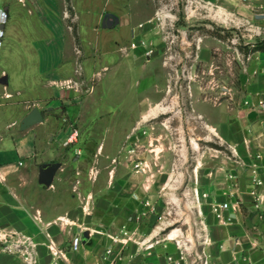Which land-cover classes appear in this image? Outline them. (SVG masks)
Here are the masks:
<instances>
[{
	"label": "rangeland",
	"instance_id": "1",
	"mask_svg": "<svg viewBox=\"0 0 264 264\" xmlns=\"http://www.w3.org/2000/svg\"><path fill=\"white\" fill-rule=\"evenodd\" d=\"M74 1L85 23L96 21L99 36L90 32L87 66L100 75L93 76L95 89L68 85L75 92L66 99L90 97L93 108L103 101L93 95L104 96L112 116L108 121L67 116L53 126L56 134L63 129L79 134L69 146L65 139L57 143L60 156L44 159L68 164L58 171L63 185L50 192L73 193L68 205L77 206L85 227L101 232L72 231L58 248L50 241L51 251H78L74 243L89 240L104 249L111 236L121 239L120 229L127 226L134 236L122 253L127 260L163 264L171 255L183 258L181 264H210L213 227L220 218L209 197L213 186L204 185L205 198L201 185L217 179L227 162L245 159L248 149L261 146L264 51L256 49L264 41V0ZM60 2L76 34L72 0ZM119 18L138 24L132 35L118 29ZM33 21L28 33L36 40L42 32ZM19 26L26 30L23 23ZM84 55L76 64L80 80ZM16 68L11 63L10 70ZM56 134L49 132L45 142ZM12 237L8 244L17 241V235ZM134 240H148L154 247L137 253Z\"/></svg>",
	"mask_w": 264,
	"mask_h": 264
},
{
	"label": "crops",
	"instance_id": "2",
	"mask_svg": "<svg viewBox=\"0 0 264 264\" xmlns=\"http://www.w3.org/2000/svg\"><path fill=\"white\" fill-rule=\"evenodd\" d=\"M14 1L13 8L10 7L11 0H0V6L10 16L3 27L0 46V235L16 232L31 236L38 250L39 264H49L53 248L50 241L58 248L64 242V235L70 237L72 231L80 235L89 230L101 232L94 227H85L77 206L68 205L67 202L74 201L73 193L70 197H61L50 192L63 185L64 179L58 171L66 170L68 164L44 159L60 156L63 151L58 149L57 143L63 144L70 134V129L56 134L53 126L60 125L67 116L84 121L97 118L108 121L112 111L104 108L105 99L101 95H93L95 101L103 100L95 103L93 108H89L90 97L73 102L66 99L75 92L67 87L72 83L82 91L95 89L93 76H99L100 71L92 72L87 65L89 53L93 50L92 42L88 40L90 32L99 36L96 21L85 23L72 0L71 8L78 26L74 34L69 30L66 18L68 8L61 0ZM33 20L39 22L42 32L41 38L36 40L29 38L28 33L32 31H29V24ZM22 23L26 30L19 26ZM117 23L118 29L126 28L131 35L138 25L128 20L123 23L120 18ZM15 40L19 41L16 47ZM120 49L122 44L117 45L116 50ZM82 51L85 53L81 59L85 68L80 80L76 64ZM116 61L115 65H119L121 60ZM11 63L17 68L10 70ZM35 108L41 111L43 121L24 127L25 118ZM49 132L56 134L57 138L51 135V143L47 144L45 140ZM260 141L259 149H248L245 159L227 162L226 168L218 171L217 179H209L201 185L203 193H208L203 190L204 185L213 186L212 193H209L213 206L229 204L228 210L216 212L220 219L213 227L210 264H264V218H260V215L264 217V129ZM46 163L52 166L43 168ZM124 228L128 229L126 226L120 230ZM111 243L102 249L91 240L80 241L78 251H61L67 259L61 264H104L102 255ZM23 260V256L0 251V264H28Z\"/></svg>",
	"mask_w": 264,
	"mask_h": 264
},
{
	"label": "built area",
	"instance_id": "3",
	"mask_svg": "<svg viewBox=\"0 0 264 264\" xmlns=\"http://www.w3.org/2000/svg\"><path fill=\"white\" fill-rule=\"evenodd\" d=\"M9 19V15L6 10H3L0 8V46H1V39L4 36V25L7 23ZM262 106L264 107V103L262 102ZM78 131L74 130L72 131L64 140V145L69 146L70 144H73L75 140H77L78 137ZM257 184H261V181H255ZM202 196L207 198L208 194L207 193H202ZM260 200V199H258ZM258 207V205H257ZM213 209L215 212H218L220 210H228L229 209V204L228 203H223V204H218L214 205ZM260 218H264L262 215H260ZM21 233H16V232H11V233H6L3 235H0V242L1 240L4 243V246L0 247L4 249L5 251L8 252H15V253H20L21 256L24 257V260L28 264H39L38 260V254L36 250V244L33 242L31 237L25 236V235H20ZM121 234L123 237L120 239L118 237L111 236L112 243L108 245L102 255L104 264H149V263H142V262H136V259L133 260L131 259H125V257L122 255L123 250L127 249L128 246H130V242L133 241L134 236H132L131 232L129 229L124 228L121 231ZM12 235H17L18 239L17 241H11L8 244L9 238L12 237ZM12 237L11 239H13ZM80 241H76L74 243L75 249L78 248ZM137 245V253H140L142 250H148L154 247V244H150L148 240L145 241H135ZM17 251V252H16ZM52 253V259L49 262V264H61L62 260L65 262L67 259L63 256V253L59 250H53L51 251ZM183 258H180L179 260L173 256H167L165 262L163 264H181V261ZM69 264V263H68Z\"/></svg>",
	"mask_w": 264,
	"mask_h": 264
},
{
	"label": "water",
	"instance_id": "4",
	"mask_svg": "<svg viewBox=\"0 0 264 264\" xmlns=\"http://www.w3.org/2000/svg\"><path fill=\"white\" fill-rule=\"evenodd\" d=\"M43 121V115L41 111L38 108L33 109V111L25 118L23 122L24 127H29L34 124H37L39 122ZM263 129H264V123H263ZM52 166L50 163H46L43 165V168L49 169Z\"/></svg>",
	"mask_w": 264,
	"mask_h": 264
},
{
	"label": "trees",
	"instance_id": "5",
	"mask_svg": "<svg viewBox=\"0 0 264 264\" xmlns=\"http://www.w3.org/2000/svg\"><path fill=\"white\" fill-rule=\"evenodd\" d=\"M256 51H264V41L261 42V45H259V48L256 49Z\"/></svg>",
	"mask_w": 264,
	"mask_h": 264
}]
</instances>
